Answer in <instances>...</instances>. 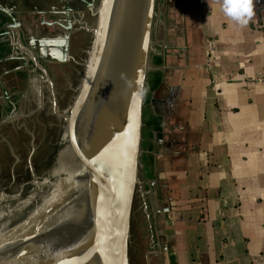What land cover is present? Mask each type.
Masks as SVG:
<instances>
[{"label": "water", "instance_id": "water-1", "mask_svg": "<svg viewBox=\"0 0 264 264\" xmlns=\"http://www.w3.org/2000/svg\"><path fill=\"white\" fill-rule=\"evenodd\" d=\"M167 4L99 0L94 22L86 29L90 42L83 73L64 115L51 179L36 185L26 214L18 211L24 204L0 209V264H135L132 248L136 264H148L140 179L143 106L147 74L156 69L150 57L160 41L158 22ZM0 13L9 20L4 37L10 54L0 59V92L8 99L17 89L15 78L23 85L27 71L34 73L35 66L27 64H36L33 55L58 52L55 43L64 33L50 37L49 27L68 30L70 23L62 24L64 0H0ZM30 126L23 129L32 136L24 155L15 153L13 141L5 138L13 127L0 132L3 147H10L9 155L4 150L8 162L3 173L25 177L30 169L40 172L44 166V155L36 158L47 151L50 133L38 123ZM146 186L152 194L154 181Z\"/></svg>", "mask_w": 264, "mask_h": 264}, {"label": "crops", "instance_id": "crops-1", "mask_svg": "<svg viewBox=\"0 0 264 264\" xmlns=\"http://www.w3.org/2000/svg\"><path fill=\"white\" fill-rule=\"evenodd\" d=\"M251 4L243 26L220 0H168L158 22L153 194L143 183L156 264H264V0Z\"/></svg>", "mask_w": 264, "mask_h": 264}, {"label": "flooded vegetation", "instance_id": "flooded-vegetation-1", "mask_svg": "<svg viewBox=\"0 0 264 264\" xmlns=\"http://www.w3.org/2000/svg\"><path fill=\"white\" fill-rule=\"evenodd\" d=\"M98 3L99 0H85V4L78 3L76 0H64V22L62 21V24L67 27L68 23H70L69 29L66 30L64 28L63 30L55 25L49 27L50 37L64 33V39L55 43L56 47H58V52L53 55L44 53V55L35 56L32 54L36 64L26 61L27 64L35 66L32 75L27 71L29 75L28 81L26 79L22 85V80L15 78L17 89L8 99L0 92V132L3 131L4 126L13 127L10 130V135H5V138L13 141L15 153L18 154L20 152V155H24L28 152L27 148H30V146L25 145V142L27 138L31 139L32 136L25 134L23 129H26L31 124L35 126L38 123L47 134L50 133L48 135L49 138L46 135L47 142H49L47 151L45 154L40 152L41 156L36 158L41 159L44 155L45 161L42 164L44 166L41 167L40 172H36L33 168H28L30 170L25 177L20 174L3 173L4 167H7L8 162V157L5 155L4 150L6 149L9 155L10 147H3L5 141H1L0 137V153L3 154H0V209H15L17 205L24 204L22 208H18V211L26 214L30 207L29 201L32 199L30 195L37 191L36 185L51 179L50 174L56 163L64 131V115L68 112V108L73 101L83 73V62L90 42V34L87 33L86 29L91 27L94 22V13ZM67 9L72 10V12H67ZM67 13L69 16L68 20L65 18ZM54 19L56 18L53 17L52 21ZM65 37H67V48L64 47ZM63 51L64 54L66 52V57L64 58L61 54ZM21 67L23 68L22 63ZM17 76L21 77L20 75ZM27 82L30 83L28 84ZM13 95L17 96V101L13 103L12 108H14V105L16 108L13 112L10 111L9 114H6V109L12 105L10 98ZM22 124L27 127H22ZM51 138L53 139L52 141H50ZM142 144L143 136L141 141V149L143 150ZM142 155L140 157V179L144 182ZM3 220L0 217V224H2ZM129 253L136 264V249L132 248Z\"/></svg>", "mask_w": 264, "mask_h": 264}, {"label": "trees", "instance_id": "trees-1", "mask_svg": "<svg viewBox=\"0 0 264 264\" xmlns=\"http://www.w3.org/2000/svg\"><path fill=\"white\" fill-rule=\"evenodd\" d=\"M9 20L0 13V59L9 56L10 54V47L8 41L5 39V27ZM157 36L160 40V35L158 34L157 29ZM160 41L156 42L159 43ZM157 47H155V52L151 54L150 60L152 65L156 68L147 74L146 82H145V95H144V106H143V129H142V136H143V144L142 148L144 150V154L142 155V164L144 167V180H154V156L152 155L154 151V145L156 141H159L162 123H163V116L162 112L155 108L156 101L153 98V94L159 88L162 83L163 74L161 71V67L163 64V58L160 54L157 53ZM10 100L12 101V105H10L5 113L9 114L13 103L17 101V96L13 95ZM145 186V190H146Z\"/></svg>", "mask_w": 264, "mask_h": 264}, {"label": "clouds", "instance_id": "clouds-1", "mask_svg": "<svg viewBox=\"0 0 264 264\" xmlns=\"http://www.w3.org/2000/svg\"><path fill=\"white\" fill-rule=\"evenodd\" d=\"M220 11L238 25H246L252 16L251 0H220Z\"/></svg>", "mask_w": 264, "mask_h": 264}, {"label": "rangeland", "instance_id": "rangeland-1", "mask_svg": "<svg viewBox=\"0 0 264 264\" xmlns=\"http://www.w3.org/2000/svg\"><path fill=\"white\" fill-rule=\"evenodd\" d=\"M153 199L154 200H157L156 199V195H155V197L153 195L152 196V199L150 200L151 201L150 202V205H151L152 210L153 211H156L159 208L160 205L162 206V204H160V203L157 204V202L153 201ZM145 201H147V198H146ZM153 211H151V212L153 213ZM158 215L161 216L160 213ZM158 215H156V219L157 220L159 219V216ZM157 220H156V222H154L156 224L154 227L158 230L159 229V226H158V221ZM150 222L152 223V221H150ZM146 225H147L148 264H156V260L155 259L153 260V258H152V254L155 251V245L152 242V239L153 238H151V233L153 234V237H154V232H153V230H151V227H153V223L152 224H149V221H147V216H146ZM159 236L160 235L158 234V239L161 241V239L159 238Z\"/></svg>", "mask_w": 264, "mask_h": 264}, {"label": "built area", "instance_id": "built-area-1", "mask_svg": "<svg viewBox=\"0 0 264 264\" xmlns=\"http://www.w3.org/2000/svg\"><path fill=\"white\" fill-rule=\"evenodd\" d=\"M208 66H210V62L208 63ZM256 81H263L264 82V76H260L256 78Z\"/></svg>", "mask_w": 264, "mask_h": 264}]
</instances>
